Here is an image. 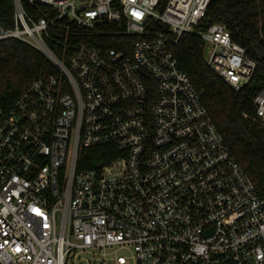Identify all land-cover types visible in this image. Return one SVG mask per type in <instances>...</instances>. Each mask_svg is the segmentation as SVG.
<instances>
[{"label": "built area", "instance_id": "built-area-1", "mask_svg": "<svg viewBox=\"0 0 264 264\" xmlns=\"http://www.w3.org/2000/svg\"><path fill=\"white\" fill-rule=\"evenodd\" d=\"M10 1L0 42L54 72L1 110L0 264H264V192L171 50L194 35L227 86L250 82L230 31L198 29L211 0ZM252 103L264 123V88Z\"/></svg>", "mask_w": 264, "mask_h": 264}, {"label": "trees", "instance_id": "trees-1", "mask_svg": "<svg viewBox=\"0 0 264 264\" xmlns=\"http://www.w3.org/2000/svg\"><path fill=\"white\" fill-rule=\"evenodd\" d=\"M167 1L160 0V6ZM25 8L32 13L30 7ZM11 16V1L0 0V24L11 26ZM215 23L224 25L234 43L256 62L252 79L238 92L205 65L204 44L200 38L184 34L171 50L181 70L202 93V99L232 155L253 179L257 189L264 192V123L254 119L252 103L264 88V0H211L198 29L205 31ZM104 29L110 30L113 26ZM70 32L82 33V30L70 24ZM82 38L90 42L94 40L92 37ZM142 39L146 38L102 36L98 41H104L103 47L107 49L129 54L131 42ZM52 72V65L39 51L17 40L0 42V109L7 110L28 82Z\"/></svg>", "mask_w": 264, "mask_h": 264}, {"label": "rangeland", "instance_id": "rangeland-1", "mask_svg": "<svg viewBox=\"0 0 264 264\" xmlns=\"http://www.w3.org/2000/svg\"><path fill=\"white\" fill-rule=\"evenodd\" d=\"M207 54H208V49L205 48V49H204V52H203V57H206ZM0 115H1V109H0Z\"/></svg>", "mask_w": 264, "mask_h": 264}]
</instances>
